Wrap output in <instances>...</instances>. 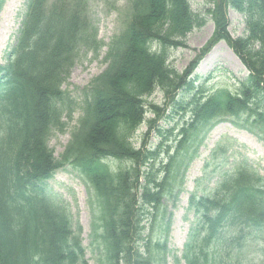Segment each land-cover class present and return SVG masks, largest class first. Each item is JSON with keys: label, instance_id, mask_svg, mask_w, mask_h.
Masks as SVG:
<instances>
[{"label": "trees", "instance_id": "trees-1", "mask_svg": "<svg viewBox=\"0 0 264 264\" xmlns=\"http://www.w3.org/2000/svg\"><path fill=\"white\" fill-rule=\"evenodd\" d=\"M205 2L214 30L200 56L219 41L230 47L248 73L233 91L193 85L200 57L181 74L167 65L168 50L184 47L186 35L206 23L188 0L129 1L126 28L107 45L97 40L86 0H27L17 45L0 66V264H87L81 227L46 189L66 164L94 190L89 237L96 263L166 264L167 203L175 204L211 128L228 121L264 143V0ZM228 10L243 16L244 37L230 36ZM104 46L105 70L75 89L77 97L62 90L79 51L97 55ZM155 89L187 120L174 145L165 144L168 130L156 128V149L146 148L148 131L136 149L132 139ZM181 89L188 97L175 101ZM77 106L81 116L58 160L48 140ZM229 149L215 146L202 180L210 166L225 164ZM218 174L212 189L188 197L189 230L175 264H264V176L244 158Z\"/></svg>", "mask_w": 264, "mask_h": 264}, {"label": "rangeland", "instance_id": "rangeland-1", "mask_svg": "<svg viewBox=\"0 0 264 264\" xmlns=\"http://www.w3.org/2000/svg\"><path fill=\"white\" fill-rule=\"evenodd\" d=\"M131 0H86L87 12L91 16L96 31L97 40L108 43L113 36L120 35L126 28L130 19ZM192 11L205 16L203 0H189ZM25 0H3L0 7V64L5 65L8 52L16 42L18 30L21 25L25 11ZM206 23L199 29L193 30L185 38V47H178L168 51V65L179 73H183L194 59L201 54V50L206 46L213 33V25L209 17L205 16ZM229 32L233 38L245 36V26L243 17L234 11L228 12ZM106 48H102L96 55L86 49H81L69 72V77L62 89L69 92L75 89L87 87L91 80L100 75L106 68L104 57ZM96 55V56H94ZM247 71L240 61L229 49V47L219 42L199 61L192 78L195 80L194 86H203L205 90L216 88H228L233 91L240 81L245 79ZM78 95V94H77ZM187 92L181 91L178 94V102L186 101ZM146 116L145 121L155 120L154 126L148 128L145 123L133 136V145L138 148L145 133H148L146 148L155 150L160 144V138L156 133V128L169 131L166 134V145H174V137L177 129L182 124V115L173 113L169 108V101L155 91L151 96L145 98ZM150 105L160 109L158 114L153 113ZM81 112L76 108L71 120L63 131L52 132L48 145L56 159H60L71 132L77 125V120ZM220 143L229 147L228 157L223 166H210L206 176L208 181L202 180L204 163L209 159L210 152ZM161 146V152L164 150ZM235 154L230 156V153ZM163 155L158 159V165L162 162ZM241 158L246 159L255 170L264 176V143L256 139L249 132L235 128L227 122H222L215 126L206 135L202 144L198 147L196 155L187 165L183 176L182 189L175 204L167 203L168 213L171 214L169 233L167 238L166 264H175V258L180 257L182 247L186 241L189 230L191 215H186L187 198L191 193H200L201 190H210L219 179V172L233 170L236 162ZM220 159V158H219ZM221 161V160H220ZM219 164V163H218ZM199 181V185H197ZM49 193L65 205L73 221L78 222L81 227L84 255L87 264H96V256L99 253L94 246L90 245V223L91 211L95 209V199L92 190H88L78 172L72 166H66L58 170L47 183ZM178 264H184L179 260Z\"/></svg>", "mask_w": 264, "mask_h": 264}]
</instances>
